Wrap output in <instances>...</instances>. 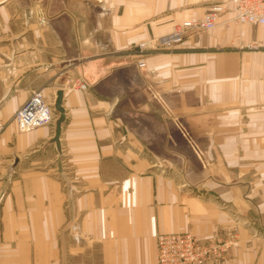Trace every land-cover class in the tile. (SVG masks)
<instances>
[{"label": "crops", "instance_id": "0c3cea01", "mask_svg": "<svg viewBox=\"0 0 264 264\" xmlns=\"http://www.w3.org/2000/svg\"><path fill=\"white\" fill-rule=\"evenodd\" d=\"M216 1L0 0V264H156L161 233L233 226L227 264H264V25L227 11L137 63ZM36 90L64 92L59 142L14 120Z\"/></svg>", "mask_w": 264, "mask_h": 264}, {"label": "built area", "instance_id": "2783aa9c", "mask_svg": "<svg viewBox=\"0 0 264 264\" xmlns=\"http://www.w3.org/2000/svg\"><path fill=\"white\" fill-rule=\"evenodd\" d=\"M227 11L233 14L230 23L264 25V0H218L202 17L185 20L166 34L140 42V51L172 50L193 34L215 29L221 15ZM138 65L145 67L146 59L142 57ZM75 87L87 88V84L81 80ZM57 117L53 103L41 90H37L17 111L14 120L20 130L26 131L51 124ZM4 127L5 124L0 122V130ZM157 242L156 264H227L236 234L235 229L225 228H219L208 236L190 231L165 232L158 235Z\"/></svg>", "mask_w": 264, "mask_h": 264}, {"label": "rangeland", "instance_id": "374dc122", "mask_svg": "<svg viewBox=\"0 0 264 264\" xmlns=\"http://www.w3.org/2000/svg\"><path fill=\"white\" fill-rule=\"evenodd\" d=\"M42 6V5H41ZM40 5L38 6H34L35 9H33V13H37L39 12V14L37 15L38 17L40 16V14L42 13L43 9L42 8H39L37 9V7H41ZM51 12H55L57 11V6L52 3V7H51ZM42 22H44L42 20ZM161 36V35H160ZM139 43L135 46L138 50V59L137 60H140L142 57L144 59H146V56L150 53H153V52H158V51H168V50H156V51H153V52H147V53H143L140 51V48H139ZM138 62V61H137ZM147 63V62H146ZM37 91V90H36ZM32 95V94H31ZM59 116V115H58ZM237 227L236 226H233L232 227V230L235 229V234H236V241L237 239L239 238V235L240 233L237 231L236 229ZM76 229L78 230V232L76 233ZM228 230V229H227ZM69 238L71 239V241L74 243V244H80L82 242H85V241H90V240H93L92 236L91 235H88L84 229H83V226H82V223H81V220L79 219H74L70 224H69V228H68V232H67ZM197 235V234H196Z\"/></svg>", "mask_w": 264, "mask_h": 264}, {"label": "water", "instance_id": "95a60500", "mask_svg": "<svg viewBox=\"0 0 264 264\" xmlns=\"http://www.w3.org/2000/svg\"><path fill=\"white\" fill-rule=\"evenodd\" d=\"M63 97H64V92L63 90H59L57 93V99L55 102V108L59 113V117L57 120V129H56V135H55V141L59 142V136L61 133V129H62V124L65 120V109L63 107Z\"/></svg>", "mask_w": 264, "mask_h": 264}, {"label": "bare ground", "instance_id": "6f19581e", "mask_svg": "<svg viewBox=\"0 0 264 264\" xmlns=\"http://www.w3.org/2000/svg\"><path fill=\"white\" fill-rule=\"evenodd\" d=\"M205 32V31H204ZM138 63V62H137ZM146 65H147V63H146ZM139 66V65H138ZM140 67V66H139ZM141 68H143V67H141ZM57 99V98H56ZM56 102V101H55ZM54 106H55V103H54ZM56 109V108H55ZM58 112V111H57ZM59 114V113H58ZM193 233V232H192Z\"/></svg>", "mask_w": 264, "mask_h": 264}]
</instances>
